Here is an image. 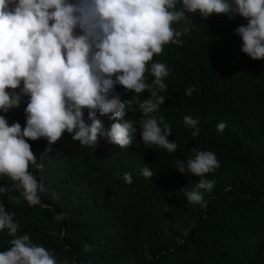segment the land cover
I'll list each match as a JSON object with an SVG mask.
<instances>
[{"label":"trees","instance_id":"16d2710c","mask_svg":"<svg viewBox=\"0 0 264 264\" xmlns=\"http://www.w3.org/2000/svg\"><path fill=\"white\" fill-rule=\"evenodd\" d=\"M247 23L238 14L187 13L178 23L184 42L166 46L162 58L151 62L168 66L165 82L173 92L159 106L165 116L160 126L171 127L169 139L185 161L196 150L210 151L218 168L204 177L159 170L156 153L138 145L148 164L138 157L131 165L103 136L96 148L67 132L52 146L45 138L28 140L41 166L29 167L41 186L40 203L29 205L22 189L0 175V186L9 189L0 203L14 213L18 234L52 252L57 264H264V59L242 51L235 29ZM28 99L0 115L23 128ZM192 115L199 123L196 136V128L184 123ZM218 121L226 124L223 131L215 128ZM143 166L151 178L142 175ZM201 179L213 188L200 190V203L190 202L185 193ZM11 239L7 229L0 231L3 251Z\"/></svg>","mask_w":264,"mask_h":264},{"label":"clouds","instance_id":"9594fccd","mask_svg":"<svg viewBox=\"0 0 264 264\" xmlns=\"http://www.w3.org/2000/svg\"><path fill=\"white\" fill-rule=\"evenodd\" d=\"M179 2L177 8L178 0H0V112L19 107L24 96L29 98L23 128L19 122L9 125L0 115V175L22 189L29 205L40 203L41 190L29 167L41 166L28 140L45 138L52 146L65 132L81 145L95 148L103 136L104 144L113 146L131 165L138 157L148 164L138 145L156 153L159 170L181 174L187 170L204 177L220 166L210 151L196 150L185 161L177 143L169 139L171 127L160 126L165 116L159 106L173 92L165 82L168 66L151 62L162 58L166 46L184 42L178 23L197 11L204 18L215 13L247 19V25L235 29L242 51L253 60L264 59V0ZM146 72L152 81H147ZM16 89L20 91H9ZM194 90L195 86L186 89V95ZM194 117L185 116L184 123L196 128L192 133L196 136L199 123ZM215 128L223 131L226 124L218 121ZM143 168L144 177L154 175L150 167ZM123 179L133 182L130 173ZM212 188L211 180L201 179L185 195L200 203V190ZM8 191L0 186V194ZM9 199L19 203L18 197ZM5 229L12 239L7 250L0 247V264H57L52 252L33 243L27 233L18 234L14 213L0 203V231Z\"/></svg>","mask_w":264,"mask_h":264}]
</instances>
